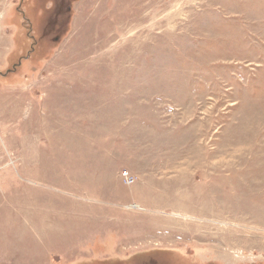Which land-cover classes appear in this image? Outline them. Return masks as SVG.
<instances>
[{"label": "rangeland", "instance_id": "374dc122", "mask_svg": "<svg viewBox=\"0 0 264 264\" xmlns=\"http://www.w3.org/2000/svg\"><path fill=\"white\" fill-rule=\"evenodd\" d=\"M0 264H264V0H0Z\"/></svg>", "mask_w": 264, "mask_h": 264}, {"label": "built area", "instance_id": "2783aa9c", "mask_svg": "<svg viewBox=\"0 0 264 264\" xmlns=\"http://www.w3.org/2000/svg\"><path fill=\"white\" fill-rule=\"evenodd\" d=\"M124 178H125V182L128 184V183H131L133 181L132 177L127 173V172H124L122 173Z\"/></svg>", "mask_w": 264, "mask_h": 264}, {"label": "bare ground", "instance_id": "6f19581e", "mask_svg": "<svg viewBox=\"0 0 264 264\" xmlns=\"http://www.w3.org/2000/svg\"><path fill=\"white\" fill-rule=\"evenodd\" d=\"M21 27V26H20ZM21 40V39H20Z\"/></svg>", "mask_w": 264, "mask_h": 264}]
</instances>
